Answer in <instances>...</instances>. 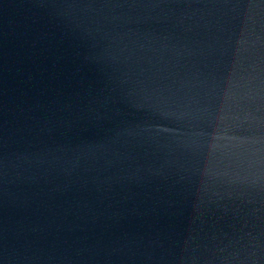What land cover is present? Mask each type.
I'll return each mask as SVG.
<instances>
[{
  "label": "water",
  "instance_id": "water-1",
  "mask_svg": "<svg viewBox=\"0 0 264 264\" xmlns=\"http://www.w3.org/2000/svg\"><path fill=\"white\" fill-rule=\"evenodd\" d=\"M0 264H264V0H0Z\"/></svg>",
  "mask_w": 264,
  "mask_h": 264
}]
</instances>
